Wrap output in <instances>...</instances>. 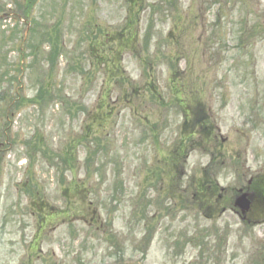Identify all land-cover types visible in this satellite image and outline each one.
<instances>
[{"label": "rangeland", "instance_id": "1", "mask_svg": "<svg viewBox=\"0 0 264 264\" xmlns=\"http://www.w3.org/2000/svg\"><path fill=\"white\" fill-rule=\"evenodd\" d=\"M171 1L175 8L158 11L162 0H34L25 17L23 0H0L9 15L0 21V94H10L0 101V264H54L52 249L63 264H114V239L124 264H260L264 224L245 225L230 211L208 219L180 198L191 199V180L211 159L222 166L226 199L264 174V0ZM129 13L138 36L119 66L98 65L112 46L96 53L95 39L121 33ZM176 97L198 102L217 145L212 158L203 147L169 168L184 129ZM83 181L104 234L78 224L66 247L46 239L42 256L30 255L29 200L55 204L64 183ZM117 192L120 207L111 201Z\"/></svg>", "mask_w": 264, "mask_h": 264}, {"label": "flooded vegetation", "instance_id": "2", "mask_svg": "<svg viewBox=\"0 0 264 264\" xmlns=\"http://www.w3.org/2000/svg\"><path fill=\"white\" fill-rule=\"evenodd\" d=\"M214 191L212 192L211 186H208L207 192L199 193L198 183L195 182V184H193L192 202L206 218H213L217 211L220 212L221 216L223 215L222 213L227 210L223 204L225 199L221 197L223 194L220 195L219 198H215ZM71 192L72 188L70 185L66 189L65 194L71 195ZM181 200L182 199L180 198V201ZM55 202L59 203V206L55 204L50 206L43 201L28 204L40 212H45L50 218V222L40 218L34 219L35 237L31 245H29L30 251L35 247L39 238H44L49 235L54 237L55 234L61 231V228L63 230V235L68 237L72 231L71 225L79 221L85 223L88 228H92L97 224L99 228L97 227L95 230L99 231L104 229L100 217L97 215L96 211L91 208V203L87 202V198H72L71 196H67L57 199ZM202 207H205V209L203 210ZM88 212L92 214V219L89 221L86 218ZM157 214H155V216H157ZM249 219L250 214L246 215L244 220L248 221ZM47 228H49L48 232H46ZM56 243L61 244V241H57Z\"/></svg>", "mask_w": 264, "mask_h": 264}, {"label": "water", "instance_id": "3", "mask_svg": "<svg viewBox=\"0 0 264 264\" xmlns=\"http://www.w3.org/2000/svg\"><path fill=\"white\" fill-rule=\"evenodd\" d=\"M235 207L239 208L243 214H246L251 207L249 195L244 194L240 196L235 202Z\"/></svg>", "mask_w": 264, "mask_h": 264}, {"label": "trees", "instance_id": "4", "mask_svg": "<svg viewBox=\"0 0 264 264\" xmlns=\"http://www.w3.org/2000/svg\"><path fill=\"white\" fill-rule=\"evenodd\" d=\"M254 186H255L256 189H264V176L257 178L254 181ZM255 202L262 204L263 207H264V193L258 199H256Z\"/></svg>", "mask_w": 264, "mask_h": 264}]
</instances>
